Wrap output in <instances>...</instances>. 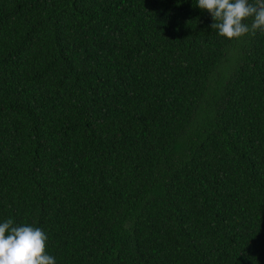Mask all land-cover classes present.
I'll return each instance as SVG.
<instances>
[{
	"label": "trees",
	"instance_id": "1",
	"mask_svg": "<svg viewBox=\"0 0 264 264\" xmlns=\"http://www.w3.org/2000/svg\"><path fill=\"white\" fill-rule=\"evenodd\" d=\"M197 2L0 0V223L55 264H264V32Z\"/></svg>",
	"mask_w": 264,
	"mask_h": 264
},
{
	"label": "clouds",
	"instance_id": "2",
	"mask_svg": "<svg viewBox=\"0 0 264 264\" xmlns=\"http://www.w3.org/2000/svg\"><path fill=\"white\" fill-rule=\"evenodd\" d=\"M197 5L210 12V27L228 39L264 32V0H198ZM47 239L41 228L6 219L0 223V264H55V257L45 252Z\"/></svg>",
	"mask_w": 264,
	"mask_h": 264
}]
</instances>
